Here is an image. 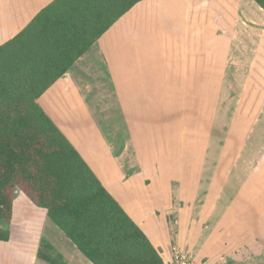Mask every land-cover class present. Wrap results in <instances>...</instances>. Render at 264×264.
I'll return each instance as SVG.
<instances>
[{
    "label": "rangeland",
    "instance_id": "obj_1",
    "mask_svg": "<svg viewBox=\"0 0 264 264\" xmlns=\"http://www.w3.org/2000/svg\"><path fill=\"white\" fill-rule=\"evenodd\" d=\"M216 1L219 6L223 4V0ZM217 10L194 7V16H201L203 22L206 21L199 29H207L209 36L206 32L200 37L199 29H192L190 33L188 29V36L184 37L183 13L176 10L161 15V25H157L156 19L155 30L152 25L154 31L144 35L131 29L123 31L126 23L123 17L96 42L102 47L101 51L113 43L124 44L131 50L135 48V54L117 55L119 65L128 58L130 63L161 65L163 98L159 105L162 116L157 123L160 133H146L148 127L144 116L138 119L132 113L135 110L130 108L131 98H123V79L116 81L112 77V72L116 71L102 67L101 61H112V56L106 52L99 56L95 50H90L72 71L83 98L79 110L72 109L68 99L62 102L58 90L38 103L44 106L63 133L74 131L79 138L87 136L85 132L90 127L84 125V119L87 123L85 114L93 110L94 123H100V138L114 140L115 153L122 154L126 162H144L148 178L156 175L158 165L163 173L172 170L181 182L178 192L183 197L188 196L186 208L210 215L205 224H211V228L203 233L205 237L212 231L233 226V218L237 217L244 224L243 238L239 240L246 244L251 236L262 230V226L264 229V49L254 53L248 42L242 47L235 46L231 30L226 37H217L218 28L224 29L218 18L222 12ZM154 16L158 18L156 11ZM122 31L124 35L120 38ZM166 34L170 37L165 38ZM1 35L2 32L0 43L4 40ZM134 64L131 70L138 77L139 70L133 69ZM117 72L119 76L127 74L121 69ZM145 72L147 80L153 81V71L147 69ZM155 79H159L157 73ZM68 81L69 77L67 84ZM149 88L152 87L148 85V91ZM131 89L133 95L135 89ZM133 106L144 110L143 98ZM138 128L141 133H135ZM125 146V153H121ZM91 148L102 157L99 143L94 142ZM164 161L171 165L162 164ZM18 199L26 198L17 192L16 206ZM223 216L225 219L219 225L211 220V217ZM233 237V230L222 233L219 242L211 246L208 253L210 264L218 261L215 254L210 256L215 249L224 250V253L232 249ZM261 237L258 235L254 245L246 247L256 255L252 253V259L250 256L239 264H264V250L261 251L264 239ZM211 238L214 239L213 235Z\"/></svg>",
    "mask_w": 264,
    "mask_h": 264
},
{
    "label": "trees",
    "instance_id": "obj_2",
    "mask_svg": "<svg viewBox=\"0 0 264 264\" xmlns=\"http://www.w3.org/2000/svg\"><path fill=\"white\" fill-rule=\"evenodd\" d=\"M142 1L54 0L0 45V242L10 240L18 192L91 264H165L38 103ZM46 248L39 258L54 263Z\"/></svg>",
    "mask_w": 264,
    "mask_h": 264
},
{
    "label": "crops",
    "instance_id": "obj_3",
    "mask_svg": "<svg viewBox=\"0 0 264 264\" xmlns=\"http://www.w3.org/2000/svg\"><path fill=\"white\" fill-rule=\"evenodd\" d=\"M53 1L0 0V32H2L1 37L4 39L0 45L12 39L23 30L40 10ZM229 1L232 2V0H223V4L219 6L216 0H143L123 16L126 19L124 27L127 29L123 27L122 30L128 32L131 29L132 32L136 31L141 34L154 31L156 19L157 23H159L157 25H161V15L180 10L184 17L183 31L185 32L184 37H186L188 36V29L190 33L192 29H199L204 22L206 23V21L203 22V19L200 18L201 16H194V7H210L215 10L218 9L217 12H222V15L218 16V18L220 20L219 23L223 25L224 29L218 28L217 37H226L227 32L230 34L229 30H231L235 46L239 45V47H242L243 44L248 42L250 43L251 51L253 50L254 53L264 49V11L252 0H234L233 3ZM153 10L156 11L158 18L153 17ZM152 25H154V30L151 28ZM123 31L120 38H123ZM199 31L200 37L204 33L206 34V32L207 35H210L207 29L206 31L199 29ZM167 36L170 37V35L166 34L165 38ZM116 45L113 43L108 49L104 48L101 51L102 47H98L95 43L91 50H95L94 52L99 56H102L105 52L112 56L110 58L112 61L107 63L101 61L102 67H105L104 69L106 70L112 69V71H116V73L112 72V77L116 81L119 78L123 79V98H126V96L131 98L130 108L135 110L132 113L137 115L138 119L142 117L141 115L144 116L145 124L148 127L146 133H160L157 123L162 116V107L159 105V102L163 98L161 93L162 67L159 64L156 66L155 62V64H146V62L130 63L129 58L125 62L121 61L119 65L117 55L135 54V48L132 47L131 50L130 47L124 44ZM86 56L88 55L85 54L81 57L68 72L69 75L71 74L68 84L66 83L67 81L58 80L39 100L41 101L45 96L49 97L50 93H56V90H58L59 95L64 100L62 102L69 100L71 101V108L79 110L83 98L81 96V87L73 78L72 71L75 70L78 62L84 60L83 58ZM132 64H134L133 69L139 70L138 75L141 76L140 78L133 74L131 70ZM119 69L127 72V74L122 73L119 76V72H117ZM147 69L153 71V81L147 80L148 78L145 74ZM156 73L159 75L158 80L155 79ZM110 80L112 81L111 78ZM148 85L152 87L149 88V91L147 89ZM131 88L135 89L133 95L130 93ZM142 98L144 110L140 111L133 105ZM48 104L51 105L50 102ZM41 107L47 113L42 104ZM85 115L88 124L84 119V125L90 127V130L85 132L86 137L84 135V138H79L74 131H71L70 134L62 133L81 154L90 169L116 199L126 214L144 232L153 247L160 252L163 260L167 259L173 248H176L183 252L191 260L192 264H210L208 262V253L211 250V246L217 244L222 233L228 230H233L232 249L227 253H224V250L215 249L210 255L215 254V257H218V261L215 264H239V262L246 260L250 256V259H252V253H254L253 256L256 255L255 251L251 252L246 247L249 246L250 248L253 246L255 238L258 235L262 236V240L264 239L263 226L262 230L257 235L251 236L249 242L246 244L239 240L243 238L242 226L244 224L237 217L233 218V226L225 227L226 230L222 228L220 231H217L215 228L216 232L212 231L209 236L205 237L203 233H206L211 228V224H205L210 215L204 211H194V208H186V203L188 202L186 198L188 196L186 194L183 197L180 194L181 192H178L181 182L172 173V170L163 173L161 171L162 167L158 165L159 167L156 166L155 170L159 172H155L156 175L153 178L146 177L144 162L139 160H135L134 163L126 162L122 154L118 155V153H115V149L117 148L113 144L114 140L104 141L100 138V128L98 127L100 123H94L93 118L96 117L94 111L90 110L88 115ZM136 123L137 126L140 125L139 122ZM141 132L139 128L135 131V133ZM143 132L145 131L143 130ZM94 142L100 144L102 149L101 158L91 148ZM126 147L121 153H125ZM162 164L169 163L168 161H164ZM17 203L18 205L16 206L14 200L12 221L9 227L11 233L10 240L8 242H0V264H91L47 218L44 210L34 206L27 198L18 199ZM176 203H179V205H176ZM222 219L224 220L225 217H211V220L216 221L217 225L220 224ZM50 223L54 226L50 225ZM211 235H213L214 239L211 238ZM229 244L227 243V246L231 248ZM207 245L208 247L206 248ZM47 246H51L55 251V254L50 252L54 263H48L38 256L39 251L41 249L43 251L46 250ZM263 250L264 248L261 251ZM262 254L264 255V251Z\"/></svg>",
    "mask_w": 264,
    "mask_h": 264
},
{
    "label": "built area",
    "instance_id": "obj_4",
    "mask_svg": "<svg viewBox=\"0 0 264 264\" xmlns=\"http://www.w3.org/2000/svg\"><path fill=\"white\" fill-rule=\"evenodd\" d=\"M164 261L165 264H192L191 260L176 248H173L167 259H164Z\"/></svg>",
    "mask_w": 264,
    "mask_h": 264
},
{
    "label": "water",
    "instance_id": "obj_5",
    "mask_svg": "<svg viewBox=\"0 0 264 264\" xmlns=\"http://www.w3.org/2000/svg\"><path fill=\"white\" fill-rule=\"evenodd\" d=\"M68 77H69V73L63 75L61 79H62L63 81H67V78H68Z\"/></svg>",
    "mask_w": 264,
    "mask_h": 264
}]
</instances>
